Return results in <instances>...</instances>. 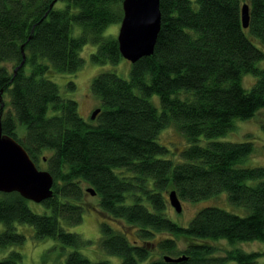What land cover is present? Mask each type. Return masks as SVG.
I'll list each match as a JSON object with an SVG mask.
<instances>
[{"label": "trees", "instance_id": "1", "mask_svg": "<svg viewBox=\"0 0 264 264\" xmlns=\"http://www.w3.org/2000/svg\"><path fill=\"white\" fill-rule=\"evenodd\" d=\"M160 7L154 53L132 63L129 79L115 69L94 77L92 91L101 101L95 124L51 74L76 73L89 41L97 44L95 62L122 59L117 36L105 30L121 24L123 0H0V125L55 179L54 195L41 202L48 211L37 212L19 192H0V250L23 244L16 223H27L38 239L74 248L64 264H111L88 258L78 248L90 241L63 226L83 221L90 187L101 213L123 222L122 228L100 222L102 248L121 255L122 264H261L262 252L235 247L216 255L214 242L264 240V166H243L254 151L250 136L222 139L264 110V0H161ZM76 24L80 35H73ZM245 74L256 78L250 89ZM67 88L74 91L76 83ZM170 125L184 143L162 141ZM258 126L264 128V119ZM172 190L189 202L226 192L246 213L209 205L181 225L167 213ZM21 260L14 250L0 264Z\"/></svg>", "mask_w": 264, "mask_h": 264}, {"label": "rangeland", "instance_id": "2", "mask_svg": "<svg viewBox=\"0 0 264 264\" xmlns=\"http://www.w3.org/2000/svg\"><path fill=\"white\" fill-rule=\"evenodd\" d=\"M58 8L65 6L64 1H59L56 5ZM120 29L119 23L109 25L105 30V35H118ZM82 32L79 25H74L73 35H80ZM97 50V44L89 41L83 46L81 50V56L84 59L82 67L76 73H58L51 74V78L57 82L60 86L62 95L73 97L78 102V110L80 115L87 121L97 123L96 118H92V113L101 106L100 99L92 91V81L94 77L107 69H115L122 77L129 79L131 75L132 63L130 60L122 57V59L116 64L111 63H97L92 59V53ZM264 60L259 63L260 66H264ZM249 75V76H248ZM246 76V77H245ZM245 88L251 85L256 79L252 74L244 75ZM254 77V78H253ZM74 81L76 83V89L71 91L67 88V83ZM154 102L159 104L158 99L155 97ZM264 119V110H260L253 119L246 121H238L234 130L227 133L222 139L232 141H243L247 136H250L251 141L254 144V151L244 161L243 166H264V128L258 126V123ZM20 132L25 133V127L20 125ZM163 134V135H162ZM162 141L168 145H179L184 143L183 135L170 125L166 130L161 133ZM161 141V142H162ZM49 152H45L47 155ZM41 169H47L46 163L40 164ZM169 198V194L167 193ZM88 205L90 209H86L84 212L83 221L79 224H68L63 222V226L69 231H75L81 236L89 240L90 243L81 245L78 249L84 253L92 261H98L101 259H107L111 264H122V256L117 254L108 253L101 246V228L100 222L106 220L110 225L112 224L116 228H122L123 222H116L115 219H111L106 214H102L101 207L99 205V197L96 195L87 196ZM170 202V201H169ZM201 202V203H200ZM210 203V204H209ZM30 206L37 212L48 211V209L42 204L35 201L29 202ZM183 209L181 212H177L176 209L169 204L168 215L181 225H188L195 213L205 206H219L227 210L236 211L240 213H246L243 207L233 205L227 197V193L219 194L215 197H209L197 202L183 201ZM17 231L25 234L26 239L23 244H11L6 248L0 250V258L7 256L11 251L17 250L22 254V260L18 264H64L69 252L74 249L73 247H63L62 244L52 237H46L38 239L35 234V229L32 225L27 223H16ZM4 225L0 222V232L3 231ZM134 230V228H133ZM132 229H130V232ZM165 236V234H164ZM161 235L154 237V240H158ZM131 239L138 238L135 233L130 235ZM140 240V238L138 239ZM216 244V255L225 256L227 250L232 248H242L245 251H259L264 253V240H251V241H236L230 242L227 239H220L214 242ZM186 245L185 242L179 241V246L183 248ZM157 251L152 253V257L156 256ZM159 254V252H158ZM151 257V258H152ZM150 258V259H151ZM149 259V260H150ZM148 260V261H149ZM258 263L264 264V254L258 258ZM224 264H238L234 260H229Z\"/></svg>", "mask_w": 264, "mask_h": 264}, {"label": "water", "instance_id": "3", "mask_svg": "<svg viewBox=\"0 0 264 264\" xmlns=\"http://www.w3.org/2000/svg\"><path fill=\"white\" fill-rule=\"evenodd\" d=\"M160 5L161 0H123L124 15L117 39L122 56L131 63L154 53L162 23ZM242 21L244 28L249 27L250 7L247 3L242 7ZM25 57L24 54L19 66L24 65ZM100 111L101 108H97L91 117L96 118ZM54 182L51 171L39 168L25 147L3 133L0 125V192L16 191L30 201L41 203L54 195ZM87 190L96 194L93 188ZM169 201L177 211H182L183 204L176 190L169 193ZM166 259L177 261L186 259V256L174 258L167 255Z\"/></svg>", "mask_w": 264, "mask_h": 264}]
</instances>
